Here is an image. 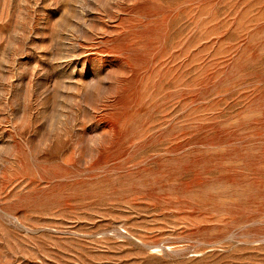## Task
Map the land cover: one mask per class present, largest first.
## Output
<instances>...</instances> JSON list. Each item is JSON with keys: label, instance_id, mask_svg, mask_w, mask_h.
I'll use <instances>...</instances> for the list:
<instances>
[{"label": "rangeland", "instance_id": "1", "mask_svg": "<svg viewBox=\"0 0 264 264\" xmlns=\"http://www.w3.org/2000/svg\"><path fill=\"white\" fill-rule=\"evenodd\" d=\"M0 264H264V0H0Z\"/></svg>", "mask_w": 264, "mask_h": 264}]
</instances>
